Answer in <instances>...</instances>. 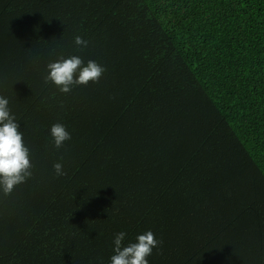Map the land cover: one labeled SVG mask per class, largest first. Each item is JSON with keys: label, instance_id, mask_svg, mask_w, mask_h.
I'll return each instance as SVG.
<instances>
[{"label": "trees", "instance_id": "trees-1", "mask_svg": "<svg viewBox=\"0 0 264 264\" xmlns=\"http://www.w3.org/2000/svg\"><path fill=\"white\" fill-rule=\"evenodd\" d=\"M61 54L105 70L62 93ZM0 95L32 164L0 264H108L147 229L149 264H264V0H0Z\"/></svg>", "mask_w": 264, "mask_h": 264}, {"label": "clouds", "instance_id": "clouds-1", "mask_svg": "<svg viewBox=\"0 0 264 264\" xmlns=\"http://www.w3.org/2000/svg\"><path fill=\"white\" fill-rule=\"evenodd\" d=\"M87 40L74 36V44L83 47ZM45 83L51 82L62 93L71 91L77 85L96 82L104 72V66L97 61H85L76 54L60 55L46 65ZM48 135L54 147L59 148L70 139L65 125L56 122L49 126ZM20 124L9 108V100L0 95V193L9 194L15 185L24 182L32 175L29 148L24 143ZM57 176L64 175L62 164H53ZM126 233L120 231L113 236V254L108 264H149L147 257L161 242L151 229L137 233L134 240L123 243Z\"/></svg>", "mask_w": 264, "mask_h": 264}]
</instances>
